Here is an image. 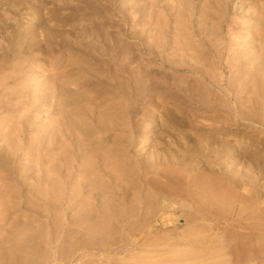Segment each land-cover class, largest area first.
I'll use <instances>...</instances> for the list:
<instances>
[{
    "label": "rangeland",
    "instance_id": "rangeland-1",
    "mask_svg": "<svg viewBox=\"0 0 264 264\" xmlns=\"http://www.w3.org/2000/svg\"><path fill=\"white\" fill-rule=\"evenodd\" d=\"M191 1L197 8L203 5L200 0ZM228 1V16L231 19L225 20L221 26L223 36H231L233 32L231 37H237L241 39H238L239 42L245 44L253 37L241 38L246 31L258 35L259 30L264 34V21L257 26L250 19L258 16L252 13L254 4L264 10V0ZM150 2L154 1L0 0V264H264V146L256 143L246 146V139L238 135L237 125L230 127V136L229 132L222 134L219 129L223 128L222 123L228 126L223 122L226 118L224 116L219 121L210 119V116H215L213 110L205 111L208 114L195 111L197 117L193 118L198 125L196 128L185 125L182 127L185 132L175 130L169 135L166 129L171 124L167 120L165 107L171 106L170 99L159 103V99L155 98L152 100L155 105L151 107H148L150 102L144 101V108L135 119L138 124H143V129L131 151L137 160H148L147 180L155 178L156 169L164 168L169 170V183L161 177L148 182L142 193L126 179L120 183L114 182L112 192L117 191L121 195L116 193L111 208L114 214L119 217L122 214V217L97 228L104 234L90 229L92 226L98 227V221L91 223L83 230L91 235H83L82 238H88L82 239L73 249L75 232L63 228L62 213H66L67 219L75 217L80 212L81 203L87 201L89 195H76L72 183L78 169L70 171L65 165L58 175L64 179L63 207L73 196H77L79 204L66 211L59 206L61 214H58V221L53 220L50 214L47 197L51 186L45 181L46 173L54 166L51 165L54 158L64 154L66 144L46 146L47 134L56 115L52 109L39 112L36 107L38 102L32 101L47 92L48 80L67 84L75 81L81 87L83 82H78L76 63L88 58L93 51L98 54L95 48H99L102 39L98 32L101 24H106L101 26L104 33L109 31L118 38H124V32L131 33L133 27L142 32L148 26ZM171 6V0H156L152 9L156 14L151 22L159 13L171 18L168 15ZM175 17L174 14L171 18V26ZM126 39L130 41L120 40L119 45L137 49L141 43L144 47V42L138 38ZM172 43L171 33L166 49L172 48ZM229 48L224 47L220 63L227 62V52L232 51ZM168 49L165 55H168ZM96 57L103 59L105 56ZM145 57L142 54L137 61ZM163 71L173 77L194 78L188 72H172L166 68ZM222 71L224 79L228 80L231 74L227 69ZM83 88L82 91L87 90L86 86ZM98 89L96 86L91 93L96 95ZM198 97L192 101L197 103ZM215 97L210 94V99ZM156 111L159 115L153 113ZM211 111L213 114H210ZM214 131L219 132L216 134ZM196 134L214 136L210 141H191L196 149L201 151L210 144L214 151L216 149L221 153L225 150V155L216 158L213 155H185L176 149V139L184 138V135L197 139ZM39 144L44 146L38 148ZM177 154L182 155L177 158ZM28 159L29 162L26 161ZM190 167L196 172L197 179L193 183L198 190H212L218 194L219 202L215 206H199L192 199L194 186H191L190 177L185 173ZM25 176H28L27 180ZM132 176H129L130 180L134 179ZM124 189L128 192L126 197L122 196ZM157 189L161 196L154 194ZM4 200L5 208L2 206ZM146 202L153 211L150 212V208L147 210ZM184 202H187V206H182ZM107 204L105 202L100 207ZM140 205L144 207L141 213L149 219L146 224L141 220L139 224V221L134 223L133 219L137 220L138 217H128L134 210L138 211ZM162 216L165 218L162 219ZM52 220H56L55 225ZM74 227L77 226L72 229ZM50 231H53V235L49 234ZM97 236L101 238L95 239Z\"/></svg>",
    "mask_w": 264,
    "mask_h": 264
},
{
    "label": "bare ground",
    "instance_id": "bare-ground-1",
    "mask_svg": "<svg viewBox=\"0 0 264 264\" xmlns=\"http://www.w3.org/2000/svg\"><path fill=\"white\" fill-rule=\"evenodd\" d=\"M153 1L150 2V6L148 4V9L151 8V10L148 11L147 28H144L142 32H138L133 27L131 33H123L126 38L135 37L143 41L144 47L141 43L137 49L120 46V40L127 42L130 40L125 37L118 38L109 31L104 33L101 26L106 24L102 23L100 29H98L99 37L102 39L99 42V48H95L98 54L93 51L92 55H88V58L76 63L75 72L78 76V82H83L81 87L75 81L67 84L66 82L48 80L46 83L47 92L32 101V103L38 102L36 107L39 112L52 109L56 115L51 124L52 129L47 134L46 146L49 147L59 143L66 144V148L63 147L64 154L54 158V161L51 162V165L54 166L46 173L45 181L47 185L51 186L47 199L49 200V211L53 220L58 221V214L59 216L61 214L58 211L59 206L66 211L71 206L77 207L79 204L76 201L77 196H73L71 201L66 202V207H63L62 201L65 198L63 191L64 179L58 175L63 172L62 169L65 165L70 171L75 168L78 169L72 183L76 188L74 189L76 195H89L88 200L81 203L82 206L78 215L67 219L66 213H62L64 216L62 220L63 228L75 232L74 237L76 240H74L75 246L73 245V249H76L82 239L88 238H82L83 235H91V233L89 235L83 232L84 228H87L91 223L98 221L101 226H92L90 229L95 233H103L97 228L102 227L108 221L119 220L122 217V214L120 217L114 214L111 208L112 199L116 193L121 195L120 192L115 191V194L112 192L114 182L119 181L118 183H120L126 179L125 181H131L143 193L148 186V182H154L161 177L165 178L167 183L170 181L168 169L164 170V168L156 169L153 175L155 178H148L147 180L148 160H137L131 154L132 147H135L138 137H140L139 132L143 129V124H138L135 119L143 110L144 101L150 102L148 107L155 105L153 103L155 101H152L155 98L159 99V103H163L168 99L172 101H170V107H165L167 120L171 124L166 129L169 135L175 130L181 132L182 127L185 125L196 128L198 125L194 119L195 116L197 117L195 111H203V114L213 110L215 116L213 115V118L210 116V119L219 121L224 116L226 118L223 122H226L228 126L225 125V127L222 123L223 128L220 127L221 129H219L222 134L229 132L228 135L230 136V127L237 125L238 135L246 139V146L254 143L264 146V34L259 30L258 35H256V32L249 34L246 31L241 38L253 37L245 44L239 42L237 37L232 38L233 32L230 34L231 36H223L221 26L225 20L231 19V16H228L230 14L228 0H200L203 5L198 8L195 4H192L191 0H171L172 6L169 7L170 11L167 14L171 18L174 14L176 15L173 26L170 24L171 18L163 13H159L156 16L157 18H154L153 23L151 22V18L156 14L155 10L154 14L152 12L156 0ZM254 7L252 13H256L258 16H252L250 19L256 22L258 26L261 25V21H264V10L256 4H254ZM256 7H258V10ZM196 10L198 11L196 12ZM259 28L261 29V27ZM100 33H102V36ZM171 33L173 34V45L172 48H167L169 53L165 55ZM226 46L230 47L229 49L232 51L227 52L228 56L225 58L227 62L222 64L220 63L223 55L222 51ZM88 48L90 47L88 46ZM139 52H141L140 55H146L144 60L137 61L140 56ZM84 54L87 53L84 51ZM96 55L105 57L99 59ZM159 60L161 63H159ZM164 68L172 72H188L194 75V78L173 77L170 73L163 71ZM225 69L231 74L228 80L224 79L225 76L222 70ZM224 80L226 81L225 84L223 83ZM84 86L87 87V90L82 91L81 88L84 89ZM96 86L99 89L96 91V95H93L91 91ZM210 94L213 97L216 96L215 99L212 98L214 101L210 99ZM196 96L200 97H198L199 101L197 103L192 101ZM193 103H195V106H193ZM153 113H157V111ZM157 114L159 115V113ZM210 114H213L212 111ZM197 119L196 121H198ZM175 120H177L176 126ZM209 123L211 122L209 121ZM233 128L232 131L235 129ZM192 132L195 131L192 130ZM196 135L198 136L197 139L186 135H184V138L176 139L174 142L176 149L185 153V155L194 154L202 157L213 155L216 158L224 154L225 150L221 153L216 149L214 151V147H211L210 144H205L206 146L201 151L196 149L190 143L191 141L203 142V140L210 141L214 139L212 135ZM42 145L44 146V144H39L38 148ZM260 146L257 147L260 148ZM181 155L177 154L176 157L179 158ZM26 161L29 162L30 160ZM234 163L236 164V162ZM175 164L177 163L175 162ZM194 171L193 168L185 171L190 177L191 186L195 185L193 181L197 179ZM132 175H134V179L130 180ZM24 179L27 180L28 176H25ZM192 188V199L199 206L213 207L219 202V196L216 192L212 190L200 191L196 186ZM154 194L162 195L158 189ZM127 195L128 192L124 189L122 196L126 197ZM105 202L108 204L103 208L100 207ZM2 203L5 208V200ZM186 203L181 204L187 206ZM149 205L147 210L150 208L149 211L151 212L153 210ZM142 208L144 207L140 205L138 211L132 210L133 212L128 215L130 218L138 217L137 220L133 219L134 223L139 221V224L141 220L146 224L149 221L141 213ZM144 217L145 219H143ZM163 217L165 218V216H162V219ZM55 221H53L54 225ZM155 224L158 223L155 222ZM73 226L77 227L72 229ZM49 234L53 235V231H50ZM104 237L105 235L102 238ZM92 238L94 237L92 236ZM96 238L100 239L101 237L97 236ZM57 240L59 239L57 238ZM67 241H69L68 238ZM67 257L70 258V256Z\"/></svg>",
    "mask_w": 264,
    "mask_h": 264
}]
</instances>
